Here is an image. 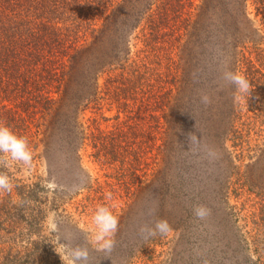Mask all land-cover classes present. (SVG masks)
<instances>
[{"label": "trees", "instance_id": "obj_1", "mask_svg": "<svg viewBox=\"0 0 264 264\" xmlns=\"http://www.w3.org/2000/svg\"><path fill=\"white\" fill-rule=\"evenodd\" d=\"M199 1L0 0V121L31 144L39 133L46 136L45 145L48 133H66L67 147L78 160L89 141L97 161L125 171L141 159L130 135L140 128L142 110L150 111L153 103L166 107L174 89L197 95L202 92L196 86L222 85L225 66L248 80L264 79V50L254 46L250 0ZM258 2L264 11V0ZM218 95L225 102L216 111L232 128V116L242 110L235 97ZM105 102L117 106L114 131H89L81 115L91 108L100 112ZM196 115L187 105L184 117L167 121V130L158 120L159 163L177 162L184 191L185 178L193 177L190 162L197 156L191 155L187 134L208 141V124ZM101 116L107 120L103 112ZM209 123L213 126V120ZM13 165L0 168L12 180ZM159 175L163 177L162 170ZM172 190L177 192L175 183ZM14 224L3 230L10 234ZM24 249L2 247L5 263L0 264H41L38 258L29 259L38 247Z\"/></svg>", "mask_w": 264, "mask_h": 264}, {"label": "rangeland", "instance_id": "obj_2", "mask_svg": "<svg viewBox=\"0 0 264 264\" xmlns=\"http://www.w3.org/2000/svg\"><path fill=\"white\" fill-rule=\"evenodd\" d=\"M249 12L257 31L254 46L264 50V11L258 0L249 1ZM257 54L254 51L255 62ZM249 81L251 94L234 100L242 111L232 116V128L216 111L225 102L218 92L236 97L234 86L224 80L218 87L196 86L202 92L197 95H184L181 89H174L166 107L160 109L153 103L150 111L142 110L140 128L136 136L130 135L142 151L141 159L121 173L97 161L89 141L80 149L78 160L67 147L66 133H48L47 145L42 142L46 136L39 133L31 144L32 168L13 163V190L0 193V249L10 245L17 251H26L27 247L28 252L38 247L39 252L29 259L38 258L41 264H64L60 254L67 258V250L76 246L88 248L93 264H113L112 259L116 264H264V79ZM202 94L211 99L207 106L201 103ZM180 100L182 105L178 107ZM104 105L100 112L91 108L81 115L89 131H96V127L114 131L117 106ZM187 105L208 124V130L204 129L208 141L205 144L203 139L191 147V155L197 156L190 162L193 177L185 178L184 191V182L175 168L177 162L159 163L158 120L162 130H167V121H176L177 115L178 119L184 117ZM93 118L97 123L93 124ZM209 151L215 157H209ZM53 180L55 189L42 187ZM174 183L177 192L172 190ZM108 192L113 194L112 201L105 200ZM105 203L116 205L114 212L120 219L112 258L105 257L94 239L92 217L95 209ZM197 204L207 205L211 216L197 220L192 212ZM159 218L168 219L173 228L171 235L142 239L139 226ZM13 221L12 232L7 234L3 228ZM52 223L57 225L55 230ZM14 227L18 228L16 232ZM3 257L0 262L5 263Z\"/></svg>", "mask_w": 264, "mask_h": 264}, {"label": "clouds", "instance_id": "obj_3", "mask_svg": "<svg viewBox=\"0 0 264 264\" xmlns=\"http://www.w3.org/2000/svg\"><path fill=\"white\" fill-rule=\"evenodd\" d=\"M222 79L231 86H234L236 92V99H240L244 95H250L252 92V85L247 79L246 75L240 71L225 69L222 71ZM201 103L208 105L211 99L207 94H202L200 97ZM194 117V116H193ZM195 118V117H194ZM196 129L200 132L197 122ZM187 140L191 147L200 144L201 140L194 132L187 134ZM215 153L208 152L209 157H215ZM34 151L31 146L30 140L26 135L16 132L6 122L0 121V168H8L11 164L16 163L31 169L33 166ZM12 179L6 171H0V193H11L13 190ZM47 189H55L57 187L55 181H50L46 185H42ZM106 201L113 200V194L108 192L105 194ZM116 205L102 204L99 205L92 217L93 223L96 228L94 235L95 241L99 245V250L106 253L105 257H111V252L115 248V235L119 230L120 219L115 214L114 209ZM153 210H149L151 215ZM193 216L197 220H206L211 216V209L205 204H197L192 208ZM51 219V217H50ZM52 228L55 230L57 225L52 223ZM139 234L145 241L156 237H167L173 232V228L167 218L156 219L153 223H144L139 226ZM64 264H93L90 259L89 250L87 247L76 246L67 250V258L65 255L60 254ZM112 258V257H111ZM255 260V257H251ZM113 264L116 262L112 259Z\"/></svg>", "mask_w": 264, "mask_h": 264}]
</instances>
